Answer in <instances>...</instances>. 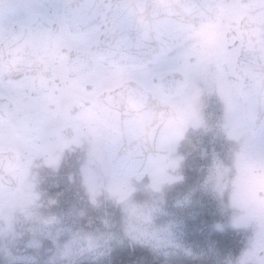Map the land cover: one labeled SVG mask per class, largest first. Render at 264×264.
<instances>
[{"label":"flooded vegetation","instance_id":"obj_1","mask_svg":"<svg viewBox=\"0 0 264 264\" xmlns=\"http://www.w3.org/2000/svg\"><path fill=\"white\" fill-rule=\"evenodd\" d=\"M135 2L172 21L175 0ZM213 2L194 31L133 60L123 0H0V201L33 199L44 216L91 206L94 175L123 173L112 153L130 109L152 156L166 152L151 171L169 168L172 202L212 240L208 260L264 264V81L239 71L264 0Z\"/></svg>","mask_w":264,"mask_h":264},{"label":"rangeland","instance_id":"obj_2","mask_svg":"<svg viewBox=\"0 0 264 264\" xmlns=\"http://www.w3.org/2000/svg\"><path fill=\"white\" fill-rule=\"evenodd\" d=\"M169 168L144 173H96L91 186L93 215L74 209L44 216L33 199L0 201V258L4 264H78L98 261L126 243H140L165 257L209 259L210 238L191 233L183 199L168 193ZM190 202V201H189ZM174 204V205H173ZM75 216L73 217L72 215ZM97 215V216H96ZM23 220L18 226V218ZM82 218V219H81ZM196 229H199L197 227ZM193 238V239H192ZM212 246V244H211ZM216 246V244H214ZM251 254V251L250 253ZM213 256L221 264H238L232 254ZM209 257V258H208ZM214 261V260H213Z\"/></svg>","mask_w":264,"mask_h":264},{"label":"water","instance_id":"obj_3","mask_svg":"<svg viewBox=\"0 0 264 264\" xmlns=\"http://www.w3.org/2000/svg\"><path fill=\"white\" fill-rule=\"evenodd\" d=\"M135 1L137 0H123V17L129 19L125 22L126 28H123V39L129 40L123 42V59L124 57L140 59L165 43L178 42L184 35L196 29L199 22L213 13L214 9L213 0H175V12L173 7L170 8L172 21L164 29L160 20L168 14L167 9L159 11L155 6L145 7ZM116 10L118 7H115ZM173 13L175 24H173ZM258 41L259 43H256ZM254 55L260 56L258 59L262 60L254 62L252 60ZM239 65V71L247 79H256L262 84L264 81V27L260 35L245 33ZM253 65L263 67L259 70L254 69ZM123 103L126 104V101ZM246 104L248 106V102ZM258 113V111L255 112L256 116ZM249 117L252 121L257 119V117L254 119L253 113ZM262 126L264 127V123ZM118 137L112 153V165L116 169L141 172L165 165L166 152L161 156L153 157L152 155L157 152L151 149L154 142L142 143L140 140L137 121L130 109H123V135L118 134Z\"/></svg>","mask_w":264,"mask_h":264},{"label":"trees","instance_id":"obj_4","mask_svg":"<svg viewBox=\"0 0 264 264\" xmlns=\"http://www.w3.org/2000/svg\"><path fill=\"white\" fill-rule=\"evenodd\" d=\"M169 193V192H168ZM96 209L89 208V213L95 218L94 211ZM86 219V218H85ZM84 219V220H85ZM23 219L19 220L18 226ZM92 223H99L96 219L92 220ZM0 264H4L0 258ZM23 264V263H15ZM78 264H216L206 258H191L188 256H173L165 257L161 254H157L149 247L134 242L126 243L113 249L110 254L98 261H84Z\"/></svg>","mask_w":264,"mask_h":264}]
</instances>
